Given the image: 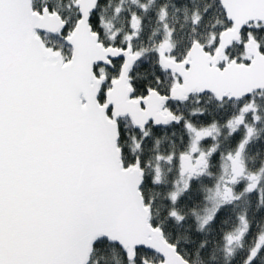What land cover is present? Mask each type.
Returning a JSON list of instances; mask_svg holds the SVG:
<instances>
[{"label":"snow or ice","instance_id":"1","mask_svg":"<svg viewBox=\"0 0 264 264\" xmlns=\"http://www.w3.org/2000/svg\"><path fill=\"white\" fill-rule=\"evenodd\" d=\"M0 264H264V0H0Z\"/></svg>","mask_w":264,"mask_h":264}]
</instances>
